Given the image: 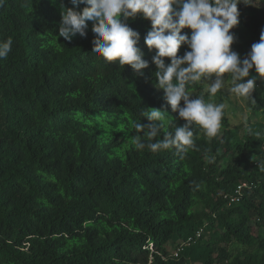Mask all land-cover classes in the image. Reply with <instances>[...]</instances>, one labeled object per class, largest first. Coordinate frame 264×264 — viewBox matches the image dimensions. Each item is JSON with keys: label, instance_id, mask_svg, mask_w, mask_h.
Wrapping results in <instances>:
<instances>
[{"label": "trees", "instance_id": "trees-1", "mask_svg": "<svg viewBox=\"0 0 264 264\" xmlns=\"http://www.w3.org/2000/svg\"><path fill=\"white\" fill-rule=\"evenodd\" d=\"M241 2L230 31L243 59L264 29V0ZM61 5L74 7L0 6V41L12 39L0 60V264H264V79L242 98L263 117L243 135L224 110L215 137L194 127L187 154L137 151L132 125L148 123L144 109L178 116L155 87L150 22H128L149 61L137 75L92 53L91 21L86 37H59ZM189 90L209 100L199 82Z\"/></svg>", "mask_w": 264, "mask_h": 264}, {"label": "clouds", "instance_id": "clouds-1", "mask_svg": "<svg viewBox=\"0 0 264 264\" xmlns=\"http://www.w3.org/2000/svg\"><path fill=\"white\" fill-rule=\"evenodd\" d=\"M73 8L61 5L58 36L65 41L77 35L86 37L88 24L92 22V53L103 61L130 66L137 75L149 67L144 53L138 47L140 35L129 26L137 14L150 22L151 28L144 37L149 51L155 50L151 63L155 87L162 90L164 100L172 112L144 109L141 113L148 121L141 125L133 122L136 133L130 138L137 151L145 149L153 153L175 149L187 154L195 149L194 127L199 126L208 137H215L220 129L226 105L206 102L203 94L193 97L190 85L205 84L207 92L215 96L225 87V74H231L230 92L237 97L253 98L258 78L264 79V29L260 39L253 43L247 55L231 50L236 37L230 31L239 23L237 5L241 0H70ZM4 0H0V6ZM85 5L80 11L74 8ZM190 30V35L182 30ZM57 38V37H56ZM184 45L187 51L178 56ZM12 39L0 41V60L12 51ZM167 58L170 63H165ZM254 70L255 76L250 77ZM214 77V79H213ZM247 78V79H246ZM181 102H183L181 106ZM183 120L182 126L175 123ZM174 127V132L168 131ZM158 135L162 138L157 139Z\"/></svg>", "mask_w": 264, "mask_h": 264}, {"label": "rangeland", "instance_id": "rangeland-1", "mask_svg": "<svg viewBox=\"0 0 264 264\" xmlns=\"http://www.w3.org/2000/svg\"><path fill=\"white\" fill-rule=\"evenodd\" d=\"M214 79V77H213ZM203 87V93L207 91L205 84L200 83ZM231 82L225 76V87L219 92L212 96L209 93V100L207 102L219 103V99H222V103L226 105L225 112L227 120L231 127L237 128L239 133L243 135L245 132L249 131L251 126H253L257 119L259 121L263 120V117H256L253 115L245 106V103L241 97H237L230 92ZM223 245V244H221ZM167 249L170 250V245H167Z\"/></svg>", "mask_w": 264, "mask_h": 264}, {"label": "built area", "instance_id": "built-area-1", "mask_svg": "<svg viewBox=\"0 0 264 264\" xmlns=\"http://www.w3.org/2000/svg\"><path fill=\"white\" fill-rule=\"evenodd\" d=\"M243 186L244 185L237 187V191L241 190V188H243ZM176 255H177V251L174 253V256H176Z\"/></svg>", "mask_w": 264, "mask_h": 264}]
</instances>
